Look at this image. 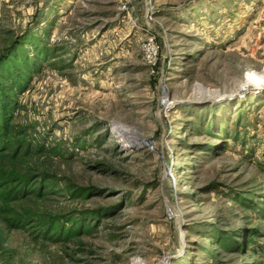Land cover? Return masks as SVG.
Returning <instances> with one entry per match:
<instances>
[{
	"label": "rangeland",
	"instance_id": "obj_1",
	"mask_svg": "<svg viewBox=\"0 0 264 264\" xmlns=\"http://www.w3.org/2000/svg\"><path fill=\"white\" fill-rule=\"evenodd\" d=\"M252 80L264 0H0V264H264Z\"/></svg>",
	"mask_w": 264,
	"mask_h": 264
},
{
	"label": "built area",
	"instance_id": "obj_2",
	"mask_svg": "<svg viewBox=\"0 0 264 264\" xmlns=\"http://www.w3.org/2000/svg\"><path fill=\"white\" fill-rule=\"evenodd\" d=\"M149 42H150V44H149V47L146 49L147 50L146 55H147L148 59H153L156 55V49H155L152 41L150 40Z\"/></svg>",
	"mask_w": 264,
	"mask_h": 264
},
{
	"label": "bare ground",
	"instance_id": "obj_3",
	"mask_svg": "<svg viewBox=\"0 0 264 264\" xmlns=\"http://www.w3.org/2000/svg\"><path fill=\"white\" fill-rule=\"evenodd\" d=\"M255 85H257V87L264 88V80L263 81L252 80L251 82H249L248 87L252 88L255 87ZM246 93L247 92H243L242 95H245Z\"/></svg>",
	"mask_w": 264,
	"mask_h": 264
},
{
	"label": "trees",
	"instance_id": "obj_4",
	"mask_svg": "<svg viewBox=\"0 0 264 264\" xmlns=\"http://www.w3.org/2000/svg\"><path fill=\"white\" fill-rule=\"evenodd\" d=\"M26 39V38H25Z\"/></svg>",
	"mask_w": 264,
	"mask_h": 264
}]
</instances>
